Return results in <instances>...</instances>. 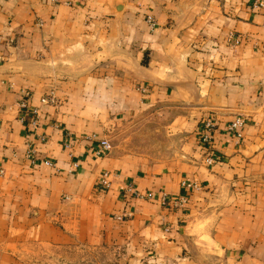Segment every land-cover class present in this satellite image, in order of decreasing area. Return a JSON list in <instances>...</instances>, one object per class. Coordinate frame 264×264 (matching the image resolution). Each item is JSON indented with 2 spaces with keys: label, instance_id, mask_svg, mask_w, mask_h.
I'll return each mask as SVG.
<instances>
[{
  "label": "crops",
  "instance_id": "1",
  "mask_svg": "<svg viewBox=\"0 0 264 264\" xmlns=\"http://www.w3.org/2000/svg\"><path fill=\"white\" fill-rule=\"evenodd\" d=\"M154 120L175 139L168 156L97 153ZM27 246L96 251V264H264V4L0 0V264H36Z\"/></svg>",
  "mask_w": 264,
  "mask_h": 264
},
{
  "label": "rangeland",
  "instance_id": "2",
  "mask_svg": "<svg viewBox=\"0 0 264 264\" xmlns=\"http://www.w3.org/2000/svg\"><path fill=\"white\" fill-rule=\"evenodd\" d=\"M159 127L155 120L142 124H124L107 139L111 146L116 145L119 149L152 148L159 157H166L172 151L175 139L167 134L161 125ZM27 253L36 264H96L95 256L99 252L74 249H64V252H60L50 246H27Z\"/></svg>",
  "mask_w": 264,
  "mask_h": 264
},
{
  "label": "built area",
  "instance_id": "3",
  "mask_svg": "<svg viewBox=\"0 0 264 264\" xmlns=\"http://www.w3.org/2000/svg\"><path fill=\"white\" fill-rule=\"evenodd\" d=\"M250 4L253 8L261 7L264 4V0H250ZM146 17H147L146 19L149 22H152L151 16L147 15ZM227 39L231 40L232 42H235V40H236V38L233 36L232 32L228 33ZM48 100H51V96L50 97L42 96L40 98V101H43V102H47ZM19 104L21 107L25 106V102L23 100L20 101ZM29 111H30L29 123L31 125L35 126V124L37 122V118H38V108L36 106H32L29 109ZM20 119H23L22 115L20 116ZM242 123H243V117L240 115H236V116H234V118L232 120H230L226 124V129L232 133V135L234 136V138L236 140L239 139V137L241 135L240 127H241ZM214 125H215V122H214L213 118L210 116H207L201 120L200 125L197 128V142H198L200 149L203 150L204 161L208 164L213 161L212 153L209 151L207 146L209 144L210 133L213 130ZM40 138L42 139L43 136H40ZM97 143H98L97 144L98 146H97L96 151H97V153H100V154L106 153L111 147V144L108 141V139L104 138V137L99 138ZM63 146L67 148L68 154H70L69 149L71 147V141L70 140L64 141ZM30 151H32V150H30ZM43 163L52 164V162L48 159H43ZM72 165H75V163L73 162ZM99 183H101L102 185L108 184L107 173L105 171L102 172L100 179H99ZM180 185L182 186V188L185 191L192 190L194 188L199 187V184L196 181L188 180L187 178H183V177L180 179ZM127 189L132 191V194L136 197H143L144 196L143 194H141L140 192H138L136 190H132L131 188H127ZM185 199H186L185 193H181L175 198H171L169 196H166V193H164V192H161V194L159 196L160 202L162 204H166L170 207L177 206L178 204L184 202ZM121 216H122L121 214H117L114 217L119 219V218H121Z\"/></svg>",
  "mask_w": 264,
  "mask_h": 264
}]
</instances>
